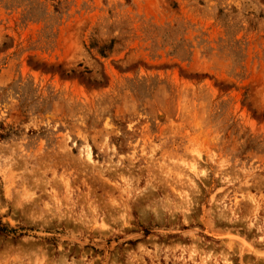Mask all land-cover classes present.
<instances>
[{
  "label": "rangeland",
  "instance_id": "1",
  "mask_svg": "<svg viewBox=\"0 0 264 264\" xmlns=\"http://www.w3.org/2000/svg\"><path fill=\"white\" fill-rule=\"evenodd\" d=\"M0 224V264H264V0H0Z\"/></svg>",
  "mask_w": 264,
  "mask_h": 264
},
{
  "label": "trees",
  "instance_id": "2",
  "mask_svg": "<svg viewBox=\"0 0 264 264\" xmlns=\"http://www.w3.org/2000/svg\"><path fill=\"white\" fill-rule=\"evenodd\" d=\"M0 226H1V224H0ZM0 233H3L2 231H0Z\"/></svg>",
  "mask_w": 264,
  "mask_h": 264
},
{
  "label": "bare ground",
  "instance_id": "3",
  "mask_svg": "<svg viewBox=\"0 0 264 264\" xmlns=\"http://www.w3.org/2000/svg\"><path fill=\"white\" fill-rule=\"evenodd\" d=\"M89 156V155H88ZM91 157V156H90Z\"/></svg>",
  "mask_w": 264,
  "mask_h": 264
}]
</instances>
